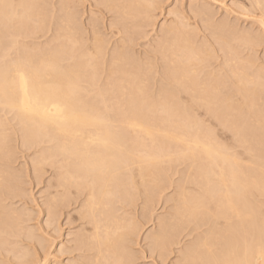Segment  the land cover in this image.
Returning <instances> with one entry per match:
<instances>
[{
    "label": "bare ground",
    "instance_id": "bare-ground-1",
    "mask_svg": "<svg viewBox=\"0 0 264 264\" xmlns=\"http://www.w3.org/2000/svg\"><path fill=\"white\" fill-rule=\"evenodd\" d=\"M34 1H36V0H34ZM59 1H61V0H59ZM123 1L126 2V0H122V2ZM127 1H130V0H127ZM143 1L144 2H142V1L141 2L146 3L145 0H143ZM149 1L150 0H148V2ZM37 2H39V1H37ZM106 2H105L106 5H109V2H111V0H107ZM152 2H153V0H152ZM64 3H65V1H64ZM118 3H119V1H118ZM118 3H116V4H118ZM129 3H132L133 5H135V7L140 4V2L139 3L137 2V4H135V3H133L132 0ZM142 3H141V5H142ZM258 3H259V1H258ZM34 4L32 3V0H31V3L29 2V4H28L29 6L27 7V0H0V109L1 110L7 109L8 111H12V113L10 112V114H14V117L16 118L18 125L19 126L21 125L22 133L24 136L23 138H25L24 140H25L26 144H28V146L32 145L34 147H39V146L41 147V152L39 150V152L41 154H40L39 158L37 157L38 158L37 161H35L37 166L40 168V170L42 169V167L44 165H46L48 163L53 164V165L55 164V167L58 164L57 168L60 171H62L61 173L59 172L60 176L58 179V187L61 189V192H59V193H61V199L59 200L60 204L67 201V197L65 196V194L67 196H68V194L70 195L72 188L78 189L80 191L77 193L79 197L83 196L86 198V200L84 199L85 200V206L84 207L87 209L89 216L92 219L91 222L93 221V225L91 224L92 234L88 237V240L85 238H82V239H85L84 241H82V243H90V246L91 245L93 246V247L91 246L92 247L91 249L94 248L95 254H96V257L94 259V260H96V262H94L93 264H95V263L99 264L98 261L100 259L103 262L105 261L104 264L105 263L109 264L108 261H110V260L106 259V257L104 256L105 254L106 255L109 254L111 256V259H112V256L117 257V255H118V260L116 259L117 261H115V264L116 263L129 264L131 258H129L127 255H125V253H126L125 252V250H126L125 242H126L127 238H126V236L123 235L124 234L123 231L125 230V227H126L125 226L126 221L124 222L122 219H119V218L116 219L118 216L115 218L116 220H114V221L112 220L113 222L108 220V214L109 213L108 214L106 213V207H108V204L110 203V200H111L110 197L111 196L113 197L115 194H119V195L125 197L124 199H126V201H127L126 203L129 205H132V203L134 201L133 200V196H134L133 190L137 189L138 192L140 191V193H143L149 197H152L153 194L156 191H158V189H159L158 188L159 187V177H160V175H162L160 173V171H161L160 166H162L164 163L172 160L173 158H174L173 163L175 162V159H176V161H178V159H180L179 161H181L183 159L182 161H184V162H185L184 159H190L189 162L192 161V165L189 167V169L192 168V170H193L194 169L193 167H196L197 171L196 172H189L187 170L188 171L187 178L183 179V180H185V182L183 181L184 182L183 184L179 183L180 186H178V187H179L180 192H179V194L176 192L178 194V196L176 195L177 196V205L175 206L176 203L175 204L173 203L175 206V208H174L175 213L173 212L174 215H172V218H170L171 222L168 221V222L163 223L162 226L160 225V228H162L161 234H158V235L154 234L155 236L154 237L152 236L153 240H155V242H156L155 244H157V242H159L160 240L164 241L166 238H169V236H171V235H176V233L181 228L183 229L185 224L195 223L197 225L198 224L208 225L207 227H209V232L207 234L204 232L205 233V234H203V235H205L204 238L201 237L202 239L200 241H198L197 244H195V245L193 244L191 247L188 246L189 248H187V251H185V253L183 254L185 264L187 261H189L190 264L191 263L196 264L197 262H198L197 264H261V260H262L261 254H262V252H264V112H261V110H264V109L260 110V109L254 108V105L256 103L255 104L251 103L250 108L252 110L253 109L254 110L250 111V112H245L244 107L242 109L239 107L237 108V107L225 105V103H227V100H225L226 102L223 101V102H225L224 105L226 106V107L224 106V108H223L222 102L220 103V99H219L221 97V93H222L220 88H219L220 86L218 87V84L216 86V84H214V83L211 84V82L207 81V82H209V84L205 83V85L208 86L207 87L208 91L204 90V88H203V90L206 91V96H207V97L206 96H204V97L208 98V99H205V101L206 100H208V101L206 102V105H205L206 111L204 110L203 112H206L205 114L209 118V120H207V122L209 124H210V122H212V124H214V128L211 127V125H208L207 127L204 126V128H202L201 127L202 125L198 126V125H196L197 123L193 124V122H192L193 120L192 121L190 120V116H191L190 114L191 113H189V115H190L189 116L188 112H190V111H189V108L185 107V104H183L184 107L183 106L180 107L179 106L180 104H177V101H178V103H180L179 100H177V98H178V94L181 91L179 93H176L177 91L173 92V91H169L166 89L164 90V89L160 88V90H163V91L161 92L159 90L161 92V95L159 97L162 96L163 98H161V100H160L161 102L159 101L160 103H158L156 100H154V98L146 96L145 90L140 88V87L137 88V91L134 89V91H136V92L131 90L132 92H130L129 94H124V93L122 94L121 91H123V90L126 91L124 88L127 87L126 85H125V87L122 86V84H123L122 82L125 81L123 79L124 81L119 80L118 83L114 82L115 80L110 81L109 83L107 82L108 84H106V86H104L105 89H103V90L98 89L99 91L95 92L96 88H95V90H92L90 88V86H87V88H86L87 92H81L83 90V89L80 90L83 86V85H80L81 83L82 84L88 83L94 87V84L97 82V81L95 82L96 77H98L97 76L98 71L96 72V68H97L96 65L98 64V62L96 60L99 58H102V56H103V47L101 45L102 43H100L101 37H99L100 42H98L97 39L95 38L96 39V40L94 39L95 43L92 42V43H94V45L92 44L93 46L86 47V45H85V47L83 49L82 43L80 42L82 34L79 32L80 28L78 29L77 19L75 18L77 16H74V13L70 9H68L69 7L66 8L65 6H63L61 9H59V10H61L60 11L61 16L59 19V24H58V28H57V32H56L57 37H54V38H56L57 42L54 43V45L52 47H49L48 49H39V48H36L35 46H34L35 48L34 47H26L27 44L29 45V43L26 42V38L30 37L33 39H38L35 36L39 35V34L37 35L38 32H43L44 29L46 28L45 25L47 24L46 14H48V11L46 10L47 13L45 14V11H44L45 9H43L41 6V8L39 9V12H37V11L35 12L36 13L35 17H32L33 15L31 16L34 19L33 21H35L39 27L35 28L34 27L35 23H34L32 26L34 27L35 30L33 33L31 31L32 34H28V33H27L28 35L22 34L23 28L24 27L26 28V26L29 23L24 24L25 20H21V22H19V24H18V21L23 17L25 19V16H27V18L29 17L28 13L31 12L32 5H34ZM76 4H78V3H76ZM44 5L45 4H43V7H45ZM62 5H60V6H62ZM125 5H124V7H125ZM46 6H47V4H46ZM109 6H108V9L111 8ZM117 6L118 5L113 7V9L114 8L118 9L119 7H117ZM119 6H120V4H119ZM149 6H151V5H149ZM101 7H102V5H101ZM128 7H129L128 8L129 13L131 12L130 14H132V12H134V14L136 15L137 10H134L135 7H133L134 9H132L131 4L128 5ZM261 7H263V6H261ZM108 9H106V10H108ZM119 9H122V8H119ZM146 9H147V7L145 8V10ZM22 10L24 12L22 14H19L20 12H22ZM123 10H124V8L122 9L121 12H123ZM206 11H208V10H206ZM32 12L30 13V15L32 14ZM49 12H52V11H49ZM121 12H119V13H121ZM53 13H55V12H53ZM76 13L78 14V12H76ZM126 13H127V10L125 12V15H126ZM129 13H128V15H129ZM206 13H208V12H206ZM118 14H117V16H118ZM122 14L124 15V12ZM138 14L140 15L141 13H138ZM210 14H208V15H210ZM113 15H115V14H113ZM149 15H147V16H149ZM204 15H205V12H204ZM131 17L129 16V18H131ZM207 17L208 16H206V18ZM55 18H57V17L55 16ZM145 19H147V17H145ZM207 19H209V18H207ZM120 20L118 22H120ZM138 20H140V19H138ZM33 21H31V22H33ZM25 22H27V20ZM45 22H46V24H45ZM126 23H127V21H126ZM179 24H181V26H183L181 22ZM19 25H21L22 27L19 28L18 27ZM49 25L50 24H48V27H49ZM80 25H82V24H80ZM92 25L94 26L95 24L92 23ZM111 25H112V23H111ZM185 25H186V23H185ZM121 26H123V25H121ZM231 26H232V24H231ZM134 27H136V25ZM115 28H118V27H115ZM185 28H186V26H185ZM118 29L120 30L121 28H118ZM226 29H227V27H226ZM25 32L26 31H24L23 33H25ZM44 32H46V31H44ZM98 32H99V30H98ZM98 32L96 34H98ZM179 32L180 31H178V33ZM52 33H53V30H52ZM92 33H94V32H92ZM236 33H238V32H236ZM245 33H247V32H245ZM227 34H229V33H227ZM241 34H240V36H241ZM7 35L11 36V38H10L11 43L9 44L11 49L9 48V50L6 49L7 47H6L5 37ZM124 35H126V34H124ZM165 35L166 34H164V36ZM169 35H171V34H169ZM169 35L167 34L168 37H169ZM172 35H173V33H172ZM176 35H177V33H176ZM182 35H183V33H182ZM43 36H45V34H43ZM228 36H230V35H228ZM191 37H192V35H191ZM217 37H219V36H217ZM124 38H126V37H124ZM134 38H136V36ZM220 38L222 39V37H220ZM39 39H41V37H39ZM82 39H85V38L82 37ZM162 39H164V38H162ZM244 39H245V37H244ZM50 40H48V42ZM179 40L172 38L170 40V42H171L170 48L174 47L173 45H175L176 47L179 46V49H180V45L182 44L183 41L179 42ZM92 41H93V39H92ZM122 41L123 40H121L119 42H122ZM131 41H133V40H131ZM54 42H55V40H54ZM104 42H105V40H104ZM187 42H190V41H187ZM167 43H168V41H167ZM237 43L240 44L241 42L240 43L237 42ZM35 44H36V42H35ZM159 44H157V45H159ZM225 44H227V43H225ZM18 45L19 46L23 45L22 49H20L21 47L17 49ZM48 45H49V43H48ZM88 45H90V44H88ZM188 45L190 46V44H188ZM188 45L184 44V46H188ZM241 45H242V43H241ZM259 45H256V46H259ZM15 46H16V49H15ZM210 47H211V45H210ZM126 48H127V44H126ZM168 48H169V46H168ZM186 48H188V47H186ZM190 48H191V46H190ZM122 49L119 51H115L116 53L113 54L114 55L113 61L111 59L110 60L113 62L114 66L119 65L122 67V65H120L122 63L124 64L123 66L128 65L127 68H130V71L128 70L129 72H127L126 71L127 69H126L119 74H121L123 77L124 76L128 77L129 78L128 80L131 83L136 84L137 79H139L138 76L140 75V71L138 70V66H137L138 64L136 65L137 68H135L136 72L130 73L132 71L131 69L133 68V66L131 65V63H129L130 60L127 56L128 53L124 54ZM206 49H208V48H206ZM161 50L164 51L163 48ZM178 50H176V51H178ZM180 50H182L181 51L182 53L181 54L177 53V54H179V55H177L178 56L177 57V60H178L177 64L172 61L173 59H171V64L169 66V68H170L169 72L170 73L168 74V78L173 80L174 83L176 82L178 84L182 81L187 82V80L185 81L184 79H186V78L190 79L191 78L190 74L193 71H194L193 73H195L194 69H192L193 71L189 69L191 72L188 71L187 65H189L192 62V60H194L193 58L196 59L195 54L192 53L193 52L192 49L191 50L187 49L186 51L184 50L185 53H183L184 52L183 49H180ZM220 50L222 51V49H220ZM11 51H14V53H12ZM171 51H170V53L169 52L168 53L172 54ZM196 51H195V53H198V50H196ZM236 51H238V50H236ZM156 52H158V51H156ZM173 52H175V51L173 50ZM156 54H158V53H156ZM201 54H202V52H201ZM235 54H236V52H235ZM254 54H256V53L254 52ZM159 55H160V53H159ZM197 56L199 57V55H197ZM213 56H215V54ZM236 56H238V55L236 54ZM164 57H165V59L167 58L166 56H164ZM171 57L173 58V55H171L170 58ZM223 57L225 58L224 55H223ZM216 58H217V56H216ZM145 59H147V58H145ZM235 60H236V58H235ZM167 61H168V59H167ZM112 62H111V64H112ZM135 62L137 63V61H135ZM155 63H157V62H155ZM198 63H200V62H198ZM101 64H99V65L101 66ZM143 64H145V63L143 62ZM248 64L250 65L251 63H248ZM133 65H135V64L133 63ZM199 65H201V64H199ZM100 66H99V68H101ZM233 66L235 67V65H233ZM18 68H23L25 70L27 76H28L30 96L32 95L33 87H35L39 90V93H40L41 98H42L41 106L37 107L36 105H32V104L25 106V104L23 103L24 97H23V92L21 90L19 77L15 75L16 70ZM154 68L156 69V67H154ZM241 68H239V69H241ZM143 69L141 71H144ZM211 69H212V67H211ZM258 69H260V68H258ZM258 69H257V71H258ZM119 70H121V69H119ZM147 70H148V67H147ZM196 70H198V69H196ZM236 70H237V67H236ZM114 71H115V69H114ZM165 71H167V70L165 69ZM218 71H219V69H218ZM233 71L231 70V72H233ZM248 72H250V71H248ZM147 73H150L149 70ZM202 73H201V75H202ZM216 73H217V71H216ZM225 73H226V71H225ZM228 73H230V72H228ZM242 73H244V71ZM116 75H118V73ZM203 75H204V73H203ZM209 75H208V77H209ZM232 75L235 76L234 78H236L238 76L236 72H233ZM242 75H244V74H242ZM253 75H255V74H253ZM102 76H103V74H102ZM196 76H197V71H196ZM196 76H195V78H196ZM259 76H260V74H259ZM160 77H162V76H160ZM200 77L198 76V78H200ZM213 77H216V76H213ZM247 77H249V76H247ZM250 77L247 78L248 82H249L248 79H250ZM151 78H152V76H151ZM237 79H239V78L237 77ZM241 79L242 80H238V82L239 81L242 82L243 79H245V77L241 78ZM139 80L142 81V80H144V78L139 79ZM171 80H169V81H171ZM193 80H195V79H193ZM197 80L199 81V79H197ZM100 81H101V79H100ZM129 81L127 82V85L129 84V86H130ZM204 81H206V80H204ZM250 81H253L252 78ZM259 81H261V80H259ZM259 81H257V82H259ZM146 82H147V80H146ZM216 82H217V80H216ZM244 82L246 83V81H244ZM248 82L246 84H248ZM253 82L255 83L256 81H253ZM257 82H256V84H257ZM149 83H150V81L148 80L147 84H149ZM190 83H191V81H190ZM245 83L242 82V84H245ZM254 83L249 82V85L254 84ZM138 84H139V82H138ZM154 84H155V81H154ZM159 84H160V82H159ZM159 84H158V86H159ZM238 84H240V83H238ZM103 85H105V84H103ZM165 85H167V84H165ZM134 86H136V85H134ZM140 86L142 87L141 84H140ZM143 86L145 87L144 84H143ZM181 86L183 88L185 87L184 84L183 85L181 84ZM95 87H96V85H95ZM188 87H190V86L188 85ZM188 87L187 88L185 87L184 89L189 92L191 89H189ZM242 87H243V85H242ZM179 88H181V87H179ZM227 88H228V86H227ZM244 88H245V86H244ZM249 88H251V87H249ZM260 88H261V86H260ZM128 89H129V87H128ZM130 89H132V87ZM153 89H154V87H153ZM171 89H173V88H171ZM197 89L199 90V87L196 88L195 90H197ZM231 89H232V87H231ZM200 90H202V89H200ZM240 90H239V92H240ZM254 90H255V88H254ZM159 91H158V93H159ZM182 91H183V89H182ZM186 91H184V92L186 93ZM204 91H203V93H204ZM222 91H223V89H222ZM91 92L93 93V95ZM195 92H197V91H195ZM246 92H249V91L246 90ZM250 92H252V91H250ZM181 93H183V92H181ZM200 93L202 94V91ZM196 94H199V93H196ZM254 94L255 93L253 92V95ZM187 95L189 96V94H187ZM248 95L249 94H247V96H246L247 98H248ZM198 96H200V95H198ZM242 96H241V98H243ZM259 96H260V94H259ZM225 97L227 98V95ZM191 98H189V99L187 98V99L190 100ZM113 99L115 100L114 101L115 104L111 105L110 101H112ZM155 99H156V97H155ZM158 99L159 98L157 96V100ZM221 99H223V98L221 97ZM231 100L232 99L230 98V101ZM246 100H248V99H246ZM246 100H245V102H246ZM255 100L256 99H254V101ZM205 101H203V102H205ZM53 104L59 105V111L56 108L52 107ZM191 104H193V103H191ZM238 104H237V106H238ZM188 105H189V103L187 104V106ZM232 105H234V104H232ZM158 106L161 107V109L159 108L160 109L159 112H161L162 114L161 113L159 114L158 111L156 113H158L159 115H163V117L156 120V119H154L153 115L155 114V109H157ZM200 107H201V105H200ZM256 107H257V105H256ZM45 108L47 109V111H45ZM203 108H205V107H203ZM190 110H192V108ZM195 112L197 113V111H195ZM6 114H7V112H6ZM8 114H9V112H8ZM158 114H157V116H158ZM192 118H194V116ZM195 118H196V116H195ZM16 120L14 119V121H16ZM0 121H2V120H0ZM198 124H199V121H198ZM3 125H1V126H3ZM221 125H222V127H221L222 130L217 131L216 126L219 127ZM6 127L7 126H5V128ZM9 127H10V125H9ZM215 127H216V129H215ZM12 128L15 129L14 126ZM12 128H11V130H12ZM16 130L18 131L19 128ZM4 131H6V130H4ZM0 133H1V131H0ZM12 133H14V131H12ZM4 134L2 136H4ZM227 140H230L232 143L228 144ZM5 141L3 140V137H2V139L0 137V159L8 160V155H6V157H5V153L3 154L4 147H6V146H4ZM9 141H11V140H9ZM45 145H47V146L49 145V146L45 147ZM28 148H30V147H28ZM31 150H33V149H31ZM11 153H12V151H10L9 155H11ZM13 154H14V152H13ZM5 163H7V162H5ZM167 164L169 166V163H167ZM179 164H178V166H179ZM165 166H167V165H165ZM49 167H51V166H49ZM47 168H48V166H47ZM169 168H171V167H169ZM177 169H178V167H177ZM4 174H5V172H4ZM0 175H3V172H0ZM181 178H183V177H181ZM135 179H136V182H137V179L140 180L139 185L140 184L141 185L139 187H142V188H140L141 190L139 189V187L136 188L137 186L135 183ZM56 183H57V181H56ZM162 183H164V182H162ZM175 184H177V183H175ZM0 185H1V183H0ZM7 186H9V185H7ZM0 191H2V190H0ZM161 192H162V190H161ZM62 193H64V194H62ZM72 194H75V193H72ZM73 196L74 195H72V197ZM52 197H56V196L51 195V198ZM143 198H145V197H143ZM74 199H76V198H74ZM77 199H76V203H77ZM128 200L130 201L129 203H128ZM119 201H120V199H119ZM147 201H148V199H147ZM111 202H112V200H111ZM121 202L123 203L122 200H121ZM175 202H176V199H175ZM52 203H53V201H52ZM70 203H72V202H70ZM55 206H57V205H55ZM62 206H64V205H62ZM67 206H68V204H67ZM147 207H150V206H147ZM123 208H124V206H123ZM145 208H146V206H145ZM3 210H6V209H3ZM51 210H53V209H51ZM81 211H82V209H81ZM55 212H56V209H55ZM115 215L116 214H114V216ZM143 215H141V216H143ZM125 217H127V216H125ZM127 219H128V217H127ZM134 219L136 220V218H134ZM150 220H152V219H150ZM7 221L9 222V220H7ZM17 221H18V219H17ZM132 222L129 223L130 227H131L130 229H134V227H132V226H134V223H132ZM135 222L137 223V221H135ZM146 223H148V222H146ZM52 224H54V223L52 222ZM197 225H195V227H197ZM143 226H141V227H143ZM187 226H189V225H187ZM23 228H24V226H23ZM187 229H189V228H187ZM194 229H196V228H194ZM194 231H192V232H194ZM121 232H123V234ZM133 232L134 231H132V233ZM139 233H140V231H139ZM135 234H138V233L136 232ZM2 238H0V239L2 240ZM8 238H10V237H8ZM17 238H19V237H17ZM146 238H147V236H146ZM170 239H172V237ZM173 240L174 239H172V241ZM149 241H151V240H149ZM40 242H42V241H40ZM80 242H81V240H80ZM7 243L9 244L10 242H7ZM165 243H167V242H165ZM161 244H162V242H161ZM83 245H85V244H83ZM72 247H74V246H72ZM159 248H156V249H159ZM16 250H20V249L16 248ZM72 250H74V249H72ZM28 251H29V249H28ZM11 254H13L12 251H11ZM24 254H27V253H24ZM25 256H28V254ZM131 257H132V255H131ZM109 259H110V257H109ZM24 261H25V259H24ZM184 261H182V262H184ZM194 261H196V262L194 263ZM5 262H8V261H5ZM10 262H11V260H10ZM80 262H81V260H80ZM113 263H114V259H113Z\"/></svg>",
    "mask_w": 264,
    "mask_h": 264
},
{
    "label": "rangeland",
    "instance_id": "rangeland-1",
    "mask_svg": "<svg viewBox=\"0 0 264 264\" xmlns=\"http://www.w3.org/2000/svg\"><path fill=\"white\" fill-rule=\"evenodd\" d=\"M33 1L34 0H32V3L33 4L35 3V4L32 5V9H31V12L33 11L32 14L30 15L31 12H29L28 13L29 17L28 18H27V16L24 15L25 19L23 17V18H21L18 21V24H19V22H21V20H25V21L27 20V22L24 21V24L25 23H27V24L29 23L27 25L28 27L26 26V28L25 27L23 28V32L24 31H26V32L25 33L22 32V34L23 35L32 34L34 32V30H35L34 27L35 28L39 27L37 25V23L35 21H33L34 19L32 17H35V15H36L35 12L36 11L39 12V9L41 8V6H42L43 9H45L44 10L45 14L48 11V14H46L47 24L45 22V24H46L45 27L46 28L44 29V31H46V32H44V31L43 32H38L37 35L38 34L39 35L35 36L38 39H33V38H30V37L26 38V42L29 43V45L27 44L28 46L26 45V47H34L35 46L36 48H39V49H48L49 47H52L54 45V43L57 42L56 38H54V37H57L56 32H57V28H58V24H59V19H60V16H61V14H60L61 10H59V9H61L63 6H65L66 8L69 7L68 9H70L74 13V16H77L75 18L77 19V24H78L77 27H78V29L80 28L79 32L82 34L80 42L82 43L83 49H84L85 45H86V47L93 46L94 43H95V41H94L95 38L97 39L98 42H100V40H101L100 43H102L101 45L103 47V56H102V58H99V59L96 60L98 62V64L96 63L97 64L96 65V67H97L96 68V72L98 71L97 72V76L98 77H96L95 82L96 81L97 82L94 84V87L91 86L88 83H86V84L85 83H83V84L81 83L80 85H83L82 88L80 89V90L83 89L81 92H87L86 91L87 86H90V88L92 90H95V88H96V90H95V92H96V91L105 89L104 86H106V84H108L110 81H114L115 80L114 82L118 83L119 80H121V81L125 80L126 82L125 81L122 82L123 83L122 86H124V87H125V85L127 86L124 89L128 93L123 90V91H121L122 94L123 93L124 94H129L130 92L134 91V89L137 91V88L140 87V88L145 90V95L146 96L154 98V100H156L158 103H160L161 102L160 101L161 98H163L162 96L159 97L161 95V92L163 91V90H160V88L164 89V90L166 89V90H169V91H173V92L177 91L176 93H179L181 91L183 93L180 92L181 94L179 93L178 94V98H177V100H179L180 103H178V101H177V104H180L179 105L180 107L181 106L184 107L183 104H185V107L189 108V111H190V112H188V115H189V113H191L190 115L192 117L194 116V118H195V116H196V118H195L196 120H195L194 118H192L189 115L190 116V120L191 121L193 120L192 121L193 124L197 123L196 125H198V126L202 125L201 126L202 128H204V126L207 127L208 125H211V127L214 128V124H212V122H210V124L207 122V120H209V118L206 116V114H205L206 112H203L204 110L206 111V106L205 105H206V102L208 101V100L205 101V99H208V98H206L207 97L206 96V91H208L207 90L208 86L205 85V83L209 84V82H211V84L214 83V84H216V86H217V84H218V87L220 86L219 88H220V90L222 92L221 93V97L223 99H221V97L219 99H220V103L222 102V107L223 108H224L225 105L232 106V107H237V108L239 107V108H242V109L244 107V111L245 112H250V111L254 110V109L252 110L250 108L251 107V103H253V104L256 103L254 105V108H257V109H260V110L264 109V101H263L264 100L263 99L264 98V94H263L264 93V82H263L264 81L263 80L264 79V73H263L264 72V70H263L264 69V24L261 23V19L264 18V4H263L264 0H153V2H152V0H150L149 2H148V0H145L146 3H142V2H144L143 0H141L142 2L140 0H137V1L136 0H132L133 3H135V4H137V2L138 3L140 2V4L138 5L139 7L138 6L135 7V5H133L132 3H129L131 0L130 1L126 0V2L123 1L124 3L122 2V0L121 1L120 0H117V1L116 0L115 1L111 0V2H109L110 6L106 5V3H107L106 1L107 0H69L70 2L68 0H64L65 3H64L63 0H61L62 2L59 1V0H48V1L45 0L46 2L44 0H36L34 2ZM37 1H39V2H37ZM118 1H119V3H118ZM258 1H259V3H258ZM29 2L31 3V0H27V7L29 6L28 5ZM76 3H78V4H76ZM116 3H118V4H116ZM141 3H142V5H141ZM43 4H45L44 5L45 7H43ZM46 4H47L48 7L46 6ZM119 4H120V6H119ZM130 4L132 6V9H134L133 7H135L134 10H137L136 11V15L134 14V12H132V14L134 16L132 14H130L131 12L129 13V11H128V8H129L128 5H130ZM148 4L151 5V6H149ZM259 4L261 6H263V7H261ZM60 5H62V6H60ZM101 5H102V7H101ZM116 5H118L117 7H119V8H122V9L124 8V10H123L124 15H125V12L127 10V13H126L125 16L122 14L123 12H121L122 9H119V8L118 9H115V8L113 9V7H115ZM124 5H125V7H124ZM51 6L53 8L54 7L55 8L53 9ZM108 6L111 7V8L108 9ZM144 7L145 8L147 7V9L145 10ZM106 9H108V10H106ZM206 10H208V11H206ZM49 11H52V12H49ZM75 11L78 12V14ZM23 12L24 11L22 10V12H20L19 14H22ZM53 12H55V13H53ZM119 12H121V13H119ZM137 12L141 13V14L139 15ZM204 12H205V15H204ZM206 12H208V13H206ZM128 13H129V15H128ZM113 14H115V15H113ZM117 14H118V16H117ZM208 14H210V15H208ZM147 15H149V16H147ZM55 16L57 18H55ZM129 16L130 17L132 16V17L129 18ZM206 16H208L207 18H209V19H207ZM145 17H147V19H145ZM118 19L119 20L121 19L120 22H118L119 21ZM138 19H140V20H138ZM149 19L150 20L152 19V20L150 21ZM31 21H33V22H31ZM126 21H127V23H126ZM180 22L182 23L183 26H181V24H179ZM184 22L186 23V25H185ZM92 23L95 24V25L93 26ZM111 23H112V25H111ZM33 24H34V27L32 26ZM48 24H50L51 26L49 25V27H48ZM80 24H82V25H80ZM231 24H232V26H231ZM121 25H123V26H121ZM135 25H136V27H134ZM185 26H186V28H185ZM18 27L20 28L22 26L19 25ZM115 27H118V28H121V29L119 30L118 28H115ZM226 27H227V29H226ZM52 30H53V33H52ZM98 30H99V32H98ZM31 31H32V33H31ZM96 31L98 32V34H96L97 33ZM178 31H180V32L178 33ZM92 32H94V33H92ZM236 32H238V33H236ZM245 32H247V33H245ZM123 33L126 34V35H124ZM172 33H173V35H172ZM176 33H177V35H176ZM182 33H183V35H182ZM227 33H229V34H227ZM239 33L241 34V36H240ZM43 34H45V36H43ZM164 34H166L165 35L166 37L164 36ZM167 34L168 35L171 34V35H169V37H168ZM190 34L192 35V37H191ZM228 35H230V36H228ZM7 36L5 37L6 47H7L6 49L9 50V48H10L9 44L11 43V39H10L11 36H9V35H7ZM135 36H136V38H134ZM217 36H219V37H217ZM39 37H41V39H39ZM82 37L85 38V39H82ZM99 37H101L100 40H99ZM124 37H126V38H124ZM171 37L175 38L176 40L180 39L179 42L183 41L182 44L180 43L181 44L180 45V49H183V51L184 50L186 51L187 49H189V50L192 49L193 50L192 53H194L195 56H196V59L193 58L194 60H192V62L189 65H187L188 66L187 67L188 71H190L192 69L195 70V73H193L194 71L192 70L193 72L190 74V76H191L190 79H187V78L184 79L185 81L187 80L188 83L182 81V82H180L178 84L176 82L174 83L173 80L168 78V74L170 73L169 72L170 71L169 70L170 69L169 66L171 64V59H173L172 61L177 64V61H178L177 60V57H178L177 55H179L177 53H180V54L182 53L181 52L182 50L179 49V46L176 47L175 45H173L174 47L170 48V46H171L170 40L172 39ZM220 37H222V39ZM244 37H245V39H244ZM162 38H164V39H162ZM92 39H93V41H92ZM48 40H50V41L48 42ZM54 40H55V42H54ZM104 40H105V42H104ZM121 40H123V41L119 42ZM131 40H133V41H131ZM167 41H168V43H167ZM187 41H190V42H187ZM35 42H36V44H35ZM92 42H94V43H92ZM124 42L127 44V48H126V44ZM237 42H239V43L241 42L242 45H241V43L238 44ZM48 43H49V45H48ZM187 43L190 44L191 48H190V46ZM225 43H227V44H225ZM88 44H90V45H88ZM157 44H159L160 46L157 45ZM184 44L188 45V46H184ZM210 45H211V47H210ZM256 45H259V46H256ZM168 46H169V48H168ZM22 47H23V45H21V46L18 45L17 49L18 48L22 49ZM186 47H188V48H186ZM162 48H163L164 51L161 50ZM206 48H208V49H206ZM15 49H16V46H15ZM121 49L123 50L124 54L128 53L127 56H128V58L130 60L129 63H131V65L134 68V69L133 68L131 69L132 71L130 73H135L136 72L135 68H137V66H138V70L140 71V75L138 76L139 79H143L144 78V80L146 79L147 82L149 80L150 81L149 84H147L146 80L145 81L144 80L140 81L139 79H137V81L139 80L138 81L139 84H138L137 81H136V84H133V83H131L128 80L129 79L128 77H125V76L123 77L121 74H119V73H121L122 71H124L126 69H127L126 70L127 72L130 71V68H127L128 65L127 66H123L124 65L123 63L120 64V65H122V67L119 66V65H117V66L113 65V62H112L113 61V56H114L113 54L116 53L115 51H119ZM172 49L175 52H173ZM220 49H222V51ZM155 50L158 51V52H156ZM169 50L170 51L172 50L171 51L172 54H169L170 53ZM176 50H178L179 52L176 51ZM196 50H198V53H195ZM236 50H238V51H236ZM185 51L183 53H185ZM11 52L14 53V51H11ZM201 52H202L203 55L201 54ZM235 52H236V54L238 56H236ZM254 52L256 54H254ZM156 53H158V54H156ZM159 53H160L161 56L159 55ZM214 54H215V56H213ZM171 55H173V58L172 57L170 58ZM197 55H199V57ZM223 55L225 56V58L223 57ZM164 56H166L167 58L165 59ZM216 56H217V58H216ZM145 58H147V59H145ZM204 58L205 59L207 58L206 59L207 61ZM235 58H236V60H235ZM167 59H168V61H167ZM202 60L203 61L205 60V61L203 62ZM244 60L245 61L247 60V61L245 62ZM135 61H137V63ZM111 62H112V64H111ZM143 62L145 64H143ZM155 62H157V63H155ZM198 62H200V63H198ZM247 62L251 63V64L249 65ZM133 63L135 65H133ZM99 64H101V66ZM199 64H201V65H199ZM233 65H235V67ZM99 66L101 68H99ZM147 67H148V70H149L150 73H147L148 72ZM154 67H156V69ZM211 67H212V69H211ZM236 67H237V70H236ZM239 68H241V69H239ZM258 68H260V69H258ZM114 69H115V71H114ZM119 69H121V70H119ZM142 69L144 71H141ZM165 69L168 72L165 71ZM196 69H198V70H196ZM218 69H219V71H218ZM257 69H258V71H257ZM224 70L226 71V73H225ZM231 70L232 71L234 70L233 72L237 73V75H238L237 77L239 79H237V77L234 78L235 76L232 75L233 72H231ZM242 70L244 71V73H242L243 72ZM196 71H197V76H196ZM216 71H217V73H216ZM248 71H250L251 73L248 72ZM116 72L118 73V75H116L117 74ZM202 72L204 73V75H203ZM228 72H230V73H228ZM201 73H202V75H201ZM241 73L244 74L245 76L242 75ZM102 74H103V76H102ZM253 74H255V75H253ZM259 74H260V76H259ZM208 75H209V77H208ZM151 76H152V78H151ZM160 76H162V77H160ZM195 76H196V78H195ZM198 76L199 77L201 76V77L198 78ZM211 76L212 77L216 76V77L212 78ZM247 76H249V77L251 76L250 79H248L250 83H254L253 81H256V82L259 81V80H261V81L257 82V84L255 82L254 84H250L249 85V82L247 81V78H249V77H247ZM240 77L241 78L245 77V79H243L242 82L245 83L244 81H246V83L248 82V84H246V83L242 84V82H240V81L238 82V80H242ZM251 78H252L253 81H250ZM100 79H101V81H100ZM193 79H195V80H193ZM197 79H199V81ZM169 80H171V81H169ZM204 80H206V81H204ZM216 80H217V82H216ZM128 81L130 82V86L132 87V89H130L131 87L129 86V84L127 85ZM154 81H155V84H154ZM190 81H191L192 84L190 83ZM207 81H209V82H207ZM159 82H160V84H159ZM238 83H240V84H238ZM103 84H105V85H103ZM140 84L142 85V87L140 86ZM143 84L145 85V87L143 86ZM158 84H159V86H158ZM165 84H167V85H165ZM181 84L182 85L184 84L186 88L189 85L190 87H188V88L191 89V90L189 92L186 91L184 89L185 87L183 88L181 86ZM95 85H96V87H95ZM134 85H136V86H134ZM242 85H243V87H242ZM227 86H228V88H227ZM244 86H245V88H244ZM248 86L251 87V88H249ZM260 86H261V88H260ZM128 87H129V89H128ZM153 87H154V89H153ZM179 87H181V88H179ZM198 87H199V90L198 89L195 90ZM231 87H232V89H231ZM253 87L255 88V90H254ZM171 88H173V89H171ZM203 88L206 91H204ZM182 89H183V91H182ZM200 89H202V90H200ZM222 89H223L224 92L222 91ZM239 90H240V92H239ZM246 90L249 91V92H246ZM136 91H134V92H136ZM158 91H159V93H158ZM184 91H186V93ZM195 91H197V92H195ZM201 91H202V94L200 93ZM203 91H204L205 94L203 93ZM250 91H252V92H250ZM253 92L255 93L254 95H253ZM196 93H199V94H196ZM187 94H189V96ZM247 94H249L248 98L246 97ZM259 94H260V96H259ZM92 95H93V93H92ZM198 95H200V96H198ZM226 95H227V98L225 97ZM157 96L159 98L158 100H157ZM204 96H206V97H204ZM241 96L243 98H241ZM155 97H156V99H155ZM187 98L188 99L191 98L190 99L191 101L188 100ZM230 98L232 99L231 101H230ZM253 98L256 99V100L254 101ZM246 99H248L249 101L246 100ZM225 100H227V103H225L226 102ZM245 100H246V102H245ZM114 101H115L114 99L112 101H110V104L111 105L115 104ZM203 101H205V102H203ZM223 101H225V102H223ZM188 103H189V105L187 106ZM191 103H193V104H191ZM224 103H225V105H224ZM232 104H234V105H232ZM237 104H238V106H237ZM200 105H201V107H200ZM256 105H257V107H256ZM203 107H205V108H203ZM159 108L161 109V107H159V106L157 107V109H155V114L153 115L154 119H156V120H158L161 117H163V115H159L161 113V112H159L160 111ZM191 108H192V110H190ZM157 111H158L159 114L156 113ZM195 111H197V113ZM6 112H7V114H6ZM8 112H9V114H8ZM10 112L12 113V111H8L7 109L6 110L2 109L0 111V116H1L0 120H2V121L4 120L3 122L0 121V123H1L0 124V131L2 133V134L0 133V137H1V139L3 137L4 141L6 140L5 143H4L5 144L4 146H6V147H4L3 154L5 153V157H6V155H8V160L0 159V164H1L0 165V172H3V175H0V183H1L0 190H2V191H0V238L3 237L2 240L0 239V253H1L0 254V264H14V262H17V261H20V260L24 261V259H25V261H24L25 264H45V262H47V264H93L94 262H96V260H94L95 257H96L95 250H94V248L91 249L93 246L91 245L92 246L91 247L90 243H82V241H84L85 239L88 240V237L92 234L91 224L93 225V221L91 222L92 219L89 216V213H88L87 209L84 207L86 198L83 197V196L79 197L77 193L80 192V191L78 189L72 188L70 195L68 194V196H67L65 194V196L67 197V201H66L67 203L64 202V203L60 204L59 200L61 199V193H59V192H61V189L58 187V179H59L60 173L62 171H60L57 168L58 164L55 167V164L53 165V164H50V163L44 165L42 167V169L40 170V168L37 166L35 161H37V159L39 158V156L41 154L40 153L41 152V147L40 146H39L40 148L39 147H34L32 145L28 146V144H26V142L24 140L25 138H23L24 136H23V133H22V127H21V125L20 126L18 125L17 120L14 117V114H10ZM261 112H264V110H261ZM157 114H158V116H157ZM9 116L10 117L12 116V117L10 118ZM14 119L16 121H14ZM198 121H199V124H198ZM1 125H3V126H1ZM9 125H10V127H9ZM12 125L14 126L15 129L12 128L13 127ZM5 126H7V127L5 128ZM17 127L19 128L18 131L16 130V129H18ZM216 127H217V131L222 130L221 129L222 125L219 126V127L218 126H216ZM216 127H215V129H216ZM11 128H12V130H11ZM4 130H6L7 132L4 131ZM12 131H14V133H12ZM3 134H4V136H2ZM9 140H11V141H9ZM229 141L230 140H227V143L231 144L232 142L231 141L229 142ZM27 146L30 147V148H28ZM48 146L45 145V147H48ZM31 149H33V150H31ZM9 150L12 151L11 155H9L10 154ZM39 150H40V152H39ZM13 152H14V154H13ZM173 160H174V158L172 160H170V161L167 160L168 162H166L162 166H160V170H161L160 173L162 175H160V177H159V187H158L159 189H158V191H156L153 194L152 197H149V196H147V195H145L143 193H140V191L138 192L137 189L136 190L132 189L133 193H134V196H133V200L134 201H133L132 205L127 204L126 203L127 202L126 199H124L125 197H123V196H121L119 194H115L113 196L114 198L111 196L114 200L110 197V199L112 200L113 203L110 200V203L108 204V207H106V213L107 214L109 213L108 214V220L109 221H112V220L114 221V220L119 218V219H122L124 222L126 221L125 222V226L126 227H125V230L123 231L124 234H123V232H121V233L124 236H126V238H127L126 242H125V247H126L125 255H127L129 258H131L129 264H176V263L177 264H185L183 254L185 253V251H187V248L191 247L193 244L194 245L197 244L198 241H200L202 238H204L205 235H203V234H205V233L207 234L209 232V227H207L208 225H201V224L197 225L195 223H193L194 224L193 225L192 223H188V224H185L183 229L181 228L176 233V235H171V236H169V238H166L164 241L160 240L159 242H157V244H155L156 242H155V240H153L152 236L154 237L155 235L161 234L162 228H160V225L162 226L163 223L168 222V221L171 222L170 218H172V215H174V213H175V211H174L175 209L174 208L177 205V196H178V194L180 192L178 186H180L181 183L183 184L185 182V180H183V179L187 178L188 171L189 172H196L197 171L196 167H193L194 168L193 170H192V168H190L192 171L189 169V167L192 165V161L189 162L190 159H184L185 162L182 161L183 159L181 161H179L180 159H178L179 162L176 161V159H175L174 163H173ZM5 162H7V163H5ZM167 163H169V166H168ZM178 164H179V166H178ZM165 165H167L168 167L165 166ZM47 166H48V168H47ZM49 166H51V167H49ZM169 167H171L172 169L169 168ZM177 167H178V169H177ZM4 172H5V174H4ZM181 177H183V178H181ZM56 181H57V183H56ZM162 182H164V183H162ZM135 183H136V186H137L136 188H138L141 185V184L139 185V183H140L139 179H137V182H136V179H135ZM175 183H177V184H175ZM7 185H9V186H7ZM140 188H142V187H139V189ZM161 190H162V192H161ZM72 193H75V194H72ZM62 194H64V193H62ZM51 195L52 196L55 195L56 197H52L51 198ZM72 195H74V196L72 197ZM143 197H145V198H143ZM74 198H76V199L78 198L77 199V203H76V199H74ZM119 199H120V201H119ZM147 199H148V201H147ZM175 199H176V202H175ZM121 200L123 201V203L121 202ZM52 201H53V203H52ZM70 202H72V203H70ZM129 202L130 201L128 200V203ZM173 203L174 204L176 203L175 206H174ZM67 204H68V206H67ZM55 205H57V206H55ZM62 205H64V206H62ZM144 205L146 206V208H145ZM123 206H124V208H123ZM147 206H150V207H147ZM3 209H6V210H3ZM51 209H53V210H51ZM55 209H56V212H55ZM81 209H82V211H81ZM114 214H116V215L114 216ZM141 215H143V216H141ZM125 216H127L128 219ZM134 218H136V220ZM17 219H18V221H17ZM150 219H152L153 221L150 220ZM7 220H9V222ZM135 221H137V223ZM20 222L21 223L23 222V223L21 224ZM52 222L54 224H52ZM130 222L134 223V226H132V227H134V229H130L131 228L130 224H129ZM146 222H148V223H146ZM156 223L157 224L159 223V224L157 225ZM140 225L141 226L144 225V226L141 227ZM187 225H189V226H187ZM195 225H197V227H195ZM23 226H24V228H23ZM136 227L137 228L139 227V228L137 229ZM193 227L196 228V229H194ZM187 228H189V229H187ZM132 231H134V232L132 233ZM139 231H140V233H139ZM192 231H194V232H192ZM136 232L139 235L135 234ZM125 233L126 234L128 233L129 235L128 234L126 235ZM146 236H147V238H146ZM8 237H10L11 239L8 238ZM17 237H19V238H17ZM171 237H172V239H174L173 241H172V239H170ZM82 238H85V239H82ZM80 240H81V242H80ZM149 240H151V241H149ZM40 241H42V242H40ZM7 242H10V243L8 244ZM161 242H162V244H161ZM165 242H167V243H165ZM83 244H85V245H83ZM72 246H74V247H72ZM155 247L156 248L160 247V248L156 249ZM16 248L20 249V250H16ZM28 249H29V251H28ZM72 249H74V250H72ZM11 251H12L13 254H11ZM24 253H27L28 256H25L27 254H24ZM108 255L109 254H107V255L105 254L104 255L107 260H110V261H108V263L109 264H115V261L118 260V255H117V257L116 256L115 257L112 256V259H111V256L110 255L108 256ZM131 255H132V257H131ZM109 257H110V259H109ZM113 259H114V263H113ZM10 260H11V262H10ZM80 260H81V262H80ZM100 260L98 261L99 264H101V263L104 264L105 261L103 262L102 260L101 261ZM5 261H8V262H5ZM182 261H184V262H182ZM195 262L196 261H194V263ZM105 264H107V263H105ZM116 264H119V263H116ZM123 264H125V263H123ZM186 264H190V262L187 261Z\"/></svg>",
    "mask_w": 264,
    "mask_h": 264
},
{
    "label": "snow or ice",
    "instance_id": "snow-or-ice-1",
    "mask_svg": "<svg viewBox=\"0 0 264 264\" xmlns=\"http://www.w3.org/2000/svg\"><path fill=\"white\" fill-rule=\"evenodd\" d=\"M261 23L264 24V18L261 19ZM15 75L19 77V82H20L21 90L23 92V97H24L23 103L25 104V106H28L30 104L36 105L37 107L41 106L42 98L39 93V90L33 87L32 95L30 96L29 94V79H28V76L25 70L23 68H18L16 70ZM52 107L56 108L59 111V105L53 104ZM45 111H47L46 108H45ZM261 255H262L261 264H264V252H262ZM14 264H24V261H17V262H14ZM45 264H47V262H45Z\"/></svg>",
    "mask_w": 264,
    "mask_h": 264
}]
</instances>
